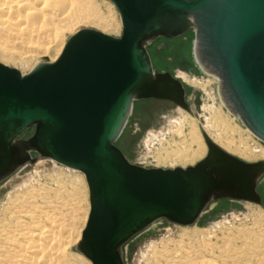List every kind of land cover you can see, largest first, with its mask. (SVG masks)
<instances>
[{"label": "water", "instance_id": "water-1", "mask_svg": "<svg viewBox=\"0 0 264 264\" xmlns=\"http://www.w3.org/2000/svg\"><path fill=\"white\" fill-rule=\"evenodd\" d=\"M111 1L119 35L81 27L27 72L0 62V180L37 156L81 170L89 211L76 248L92 264H125L123 244L158 218L189 224L211 200L262 202L264 158H241L206 132V153L173 167L133 163L116 140L136 99L189 108L182 80L154 67L147 45L193 28L197 63L264 142V0Z\"/></svg>", "mask_w": 264, "mask_h": 264}, {"label": "rangeland", "instance_id": "rangeland-1", "mask_svg": "<svg viewBox=\"0 0 264 264\" xmlns=\"http://www.w3.org/2000/svg\"><path fill=\"white\" fill-rule=\"evenodd\" d=\"M88 1L91 8L100 12L99 21L80 20L70 28L60 30L57 42L52 43L46 51L33 47L26 54L12 32L7 28L3 32L0 28V62L27 72L39 61L53 60L66 39L81 27H93L119 35L122 23L113 2ZM107 22L114 23L118 29L106 27ZM193 41L194 30L189 28L174 37L158 36L147 45L154 67L169 70L181 78L189 108L162 98L136 99L116 144L133 163L173 167L192 164L206 153L207 145L203 136V132H206L221 147L241 158H264L259 151H254L255 148H264V142L240 120L232 117L219 98L218 79L208 75L196 63ZM7 53L16 54L15 58H6ZM21 56L27 61L22 62ZM182 73L186 78H183ZM219 108L239 125V132L233 140L240 150L228 148L214 138L213 135L219 133L207 121L213 111ZM184 117L195 121L191 126L188 121L185 122L184 133L180 134L179 127L176 126H179L178 120ZM32 131L33 126L27 128L23 136H28ZM198 138L201 143L196 142ZM245 147L254 148L253 154H248L249 150L245 152ZM199 149L203 153L199 158L183 162V151L192 155ZM257 190L261 195V203L220 198L211 200L192 223L180 224L165 218L152 221L123 244L122 256L125 264H264V174L258 180ZM38 191L40 193L37 194V203L43 201L40 195L47 193L51 198V209L57 207L62 213L58 214L59 222L63 228L72 232L71 244H65L70 264H92L76 248L89 211L88 185L81 170L68 168L46 156H37L34 161L19 165L0 180V220H4L10 209L9 197L15 199L16 196H21L22 200L23 196H28V192L36 195ZM28 205V202L25 203L26 209ZM9 216L7 213L6 218Z\"/></svg>", "mask_w": 264, "mask_h": 264}, {"label": "bare ground", "instance_id": "bare-ground-1", "mask_svg": "<svg viewBox=\"0 0 264 264\" xmlns=\"http://www.w3.org/2000/svg\"><path fill=\"white\" fill-rule=\"evenodd\" d=\"M100 18V12L91 8L88 0H0V28L3 32L4 28L11 31L16 42L24 48L26 54H29L33 47L43 51L48 50L52 43L57 42L59 31L70 28L77 21L92 19L99 21ZM105 24L106 27L118 29L114 23L107 22ZM7 54L6 58L11 59H14L16 55ZM21 61L26 62L27 59L21 56ZM195 61L197 63L196 58ZM205 72L218 79L215 74ZM182 76L186 78L183 73ZM179 79L181 80V78ZM219 98L230 112L220 95ZM230 113L232 117L240 120L238 116ZM187 121L191 126L195 120L192 118L188 120L187 117L180 118L177 122L179 126L175 124L176 127H179L178 133H184L183 126ZM207 123L218 131V135H213L218 142L228 148L237 149V143L233 137L239 132V125L237 126L221 108L213 111ZM188 134L190 137L191 131ZM196 142L201 143L200 138L196 139ZM244 149L245 152L249 150L248 154H253L252 149L254 148L245 147ZM255 150L260 152V156H264V148L261 150L255 148ZM202 154L200 149L192 155L183 151L181 158L183 162H188L196 160ZM39 193L38 191L36 195H33V193L28 192V196H23L22 200L20 199L21 196H16L15 199L9 197L11 205L7 213L10 216L6 218L7 213H3L5 214L4 222L0 218V264H70L68 249L65 244H71L72 232L63 228L62 223L59 222L58 214L60 212L62 215V213L56 209L57 207L51 209L52 202L47 193L44 196L40 195L43 201L37 203V194ZM15 201L17 202L12 203ZM27 202L29 205L26 209L25 203Z\"/></svg>", "mask_w": 264, "mask_h": 264}]
</instances>
